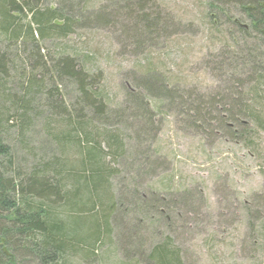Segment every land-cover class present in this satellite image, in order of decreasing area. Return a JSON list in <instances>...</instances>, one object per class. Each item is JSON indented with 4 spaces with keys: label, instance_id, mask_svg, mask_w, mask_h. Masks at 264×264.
I'll list each match as a JSON object with an SVG mask.
<instances>
[{
    "label": "trees",
    "instance_id": "obj_1",
    "mask_svg": "<svg viewBox=\"0 0 264 264\" xmlns=\"http://www.w3.org/2000/svg\"><path fill=\"white\" fill-rule=\"evenodd\" d=\"M159 1L106 0L111 8L101 7L93 21L119 26L136 50L154 48L156 41L177 33L174 29L169 35L171 23L184 26L172 13L165 14ZM204 1L209 21L233 40L210 55L208 66L221 73L219 78L232 74L230 86L217 87L221 94L181 96L169 78L149 70L122 112L100 89L103 71L88 68L76 51L54 59L43 52L41 41L50 35L67 38L75 28H86L78 21L84 19L81 11L76 18L71 8H42V0H0V264H67L69 253L90 252L102 240L118 207L108 194L110 181L122 173L117 166L126 165L132 148L125 118L151 120L152 101L160 103L162 96L181 113L192 111L194 128L216 124L247 145L264 134V0ZM68 87H75L77 99ZM36 124L54 143L57 153L51 158L44 144L30 141ZM140 163L129 168L142 174L147 167ZM91 212L94 219L85 230L79 216ZM253 227L254 232L258 226ZM148 260L183 264L173 240L156 244Z\"/></svg>",
    "mask_w": 264,
    "mask_h": 264
},
{
    "label": "rangeland",
    "instance_id": "obj_2",
    "mask_svg": "<svg viewBox=\"0 0 264 264\" xmlns=\"http://www.w3.org/2000/svg\"><path fill=\"white\" fill-rule=\"evenodd\" d=\"M159 3L165 14L172 13L184 26L171 23L169 35L174 29L177 33L156 41L154 48L147 45L136 50L119 26L104 27L93 21L95 13L104 5L111 8L112 2L42 0V8L63 12L71 8L76 18L81 11L84 19L78 21L88 24L75 28L67 38L50 35L41 41L43 52L54 59L65 51L70 55L76 51L81 62L87 60L88 68L103 71L100 89L109 95L116 111H124L131 92L141 88L149 70L164 75L166 81L169 78L171 88L178 86L181 96L221 94L217 87L230 86L227 79L232 74L219 78L221 73L210 71V55L233 40L209 21L204 0ZM238 39L234 36L235 42ZM16 49L12 48L13 55ZM74 88H67L72 98L78 97ZM162 97L160 103L151 100L149 104L156 107L151 120L136 123L125 118L132 148L127 150L126 165L117 166L122 173L110 181L108 194L118 202L111 230L103 232L90 252L80 248L69 253L67 264H151V249L166 240L178 246L183 264H264V134L247 145L230 138L216 124L213 129L194 128L189 122L192 111L187 108L181 113ZM40 125L33 127L30 141L44 144L48 159L57 151ZM132 162L147 171L141 174L129 168ZM93 213L79 216L85 230ZM254 225L258 227L253 232Z\"/></svg>",
    "mask_w": 264,
    "mask_h": 264
}]
</instances>
